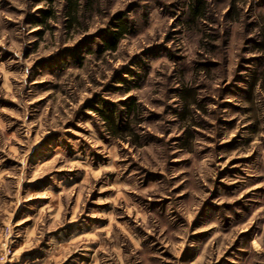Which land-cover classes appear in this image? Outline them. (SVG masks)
Listing matches in <instances>:
<instances>
[{
    "label": "rangeland",
    "instance_id": "rangeland-1",
    "mask_svg": "<svg viewBox=\"0 0 264 264\" xmlns=\"http://www.w3.org/2000/svg\"><path fill=\"white\" fill-rule=\"evenodd\" d=\"M200 1L0 0V264H264V0Z\"/></svg>",
    "mask_w": 264,
    "mask_h": 264
},
{
    "label": "trees",
    "instance_id": "trees-1",
    "mask_svg": "<svg viewBox=\"0 0 264 264\" xmlns=\"http://www.w3.org/2000/svg\"><path fill=\"white\" fill-rule=\"evenodd\" d=\"M66 1H68L69 7L71 9L74 7H77L75 5L78 3V1L81 4V6H87V7L90 6L91 3L93 2V0H66ZM201 2L202 1H200V0H194V6L195 7H193L192 11H191L192 17H196L198 14H200L201 8L203 7V6H200V4H202ZM199 6H200V8H199ZM49 15H50V13H48V12L45 14L46 17H48ZM121 18H122V16H120L119 19H121ZM117 27H118V29L114 30L117 32H115V33L113 32V35H109V37L103 38V40H102L103 42L101 44L103 49H105V50H115L116 49L117 42H118L120 35H122L124 33V31H126L125 20L123 23L119 22V24H117ZM122 81H123V83L125 82V80H123V79H122ZM93 109L99 113H102V115H103L104 119L107 121V123L113 124L112 110L110 113H105L101 108H99L97 106L93 107Z\"/></svg>",
    "mask_w": 264,
    "mask_h": 264
}]
</instances>
